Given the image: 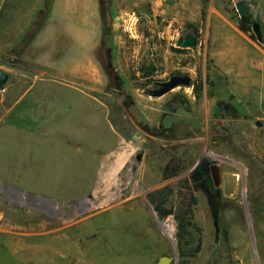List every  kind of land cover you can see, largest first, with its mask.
I'll use <instances>...</instances> for the list:
<instances>
[{
    "label": "rangeland",
    "instance_id": "1",
    "mask_svg": "<svg viewBox=\"0 0 264 264\" xmlns=\"http://www.w3.org/2000/svg\"><path fill=\"white\" fill-rule=\"evenodd\" d=\"M238 1L8 0L0 24V69L10 75L0 91V264H156L162 256L180 264L175 221L160 219L147 196L194 184L206 159L223 172L219 232L198 182L203 247L190 264H213L225 234L239 264H264V124L256 125L264 122V46L239 30ZM245 2L264 34V0ZM188 34L196 46L177 47ZM142 63L157 68L156 83L179 72L191 85L150 97L155 84L141 90L129 79ZM35 80L80 91L43 90L16 103ZM117 106L129 136L113 128L106 147L100 137ZM87 114L96 116L95 158L83 143L97 137ZM80 146L91 169L64 168ZM174 158L183 171L164 181ZM227 178H235L231 189Z\"/></svg>",
    "mask_w": 264,
    "mask_h": 264
},
{
    "label": "trees",
    "instance_id": "2",
    "mask_svg": "<svg viewBox=\"0 0 264 264\" xmlns=\"http://www.w3.org/2000/svg\"><path fill=\"white\" fill-rule=\"evenodd\" d=\"M254 21L251 15L240 18L238 28L241 32L252 35V25ZM190 30L193 29L189 28ZM197 33L196 29H193ZM179 50L180 49H176ZM180 75L179 72L176 73ZM157 68L153 65L142 63L137 70L129 76L130 81L137 89H145L155 84ZM194 94L198 97L201 94V86L195 85ZM110 122L113 128L124 138L129 136V122L126 114L117 106L110 115ZM183 171V164L179 159L170 160L163 170V180H171L178 177ZM197 182L194 184L188 181L180 182L176 189L166 186L163 189L156 190L147 196L153 210L160 219L173 217L176 224L175 238L177 241V251L180 264H190L191 260L200 254L203 247L202 229L195 221V210L198 206ZM175 197L174 203L169 206L171 198ZM213 264H239L233 256L227 234L221 238L220 248L217 251Z\"/></svg>",
    "mask_w": 264,
    "mask_h": 264
},
{
    "label": "water",
    "instance_id": "3",
    "mask_svg": "<svg viewBox=\"0 0 264 264\" xmlns=\"http://www.w3.org/2000/svg\"><path fill=\"white\" fill-rule=\"evenodd\" d=\"M236 10L237 13L239 14V16L245 17L247 15H249L250 12V8L248 6V4L245 2V0H239L236 3ZM252 31L253 34L255 35L257 42L261 45L264 46V34L262 31V27L261 24L258 21H254L253 25H252ZM196 36L193 34H188L186 35L185 38H181L177 41V47L179 48H193L196 46ZM10 79V75L1 70L0 69V91L4 88V86L7 84V82ZM191 84V78L189 76L186 75H175L172 76L169 80L164 81V82H157L156 86L153 89H149L147 90V95L150 97H154V98H160L163 97L164 95L168 94L169 92L173 91L174 89L181 87V86H189ZM227 108L225 107V110ZM264 124L261 122H257L256 125L258 127H261ZM134 140L135 137H134ZM142 155H138L137 159L141 160ZM211 166V169L214 172V182L209 179L208 184H204L203 187L207 190V192L209 193V195L211 196V201H212V205H213V211H212V215H213V219H214V226L216 228L217 233L219 232V219H218V193H219V187L221 186V181H220V172H219V166L218 165H213V161L211 159H206L203 163H202V167L199 168V172H202L204 174V172L207 170L208 166ZM205 171H203V169ZM174 261V258L171 256H162L159 258V260L157 261L156 264H172Z\"/></svg>",
    "mask_w": 264,
    "mask_h": 264
},
{
    "label": "crops",
    "instance_id": "4",
    "mask_svg": "<svg viewBox=\"0 0 264 264\" xmlns=\"http://www.w3.org/2000/svg\"><path fill=\"white\" fill-rule=\"evenodd\" d=\"M7 2H8V0H0V24H1V21L3 20L2 16H3V13L5 11V6L7 5ZM57 69L59 70L60 68L57 67ZM34 75L38 77L40 75H43V73L42 72H35ZM36 80L26 88V91H25L26 93L23 94L16 101V103L19 100H22V99H24L27 102H29V101L33 100L36 97L37 93H41V92H43V90H45V92L50 91V93L54 92V93H57V94H59V92H63L66 88H71V90H73V92L80 91L77 86L67 85V84H64V83H53V84H46V85H43L42 83L41 84H36L35 83V82H37ZM48 96L51 97L50 94ZM52 97H56V96L53 94ZM57 97H59V96H57ZM78 99H79V101L81 100L80 95H79ZM91 102H93V101H91ZM96 102L97 101L94 100L93 104L90 103L91 105H89L94 110L97 107V103ZM75 107L76 108H74V110H73L75 112L74 114L76 115V111H77V115L80 114V116H82L80 105L79 106L76 105ZM17 108L18 107H16V109ZM95 118H96L95 115H90V114L85 115V119H86L85 121H86V123H88L90 125V132H93V135L97 136V133H95V131H94L95 130V124H96ZM80 121H81V119H80ZM107 130H108V133H105L106 135L105 134H101L100 140L101 141L103 140V142L105 143L106 147H110V145L113 144L112 142L114 140V135H113V131H112L113 130V126L111 125V122L109 123V127L107 128ZM91 135L92 134H89V138L84 137L83 138V143H84V146H85L84 148L85 149H89L90 148V153L89 154H91L92 151H94L93 154H94V158H95L97 156L96 152H97L99 138H98V136L96 138H93ZM40 138L45 140V138L43 136H40ZM108 141H109V143H108ZM110 142H111V144H110ZM48 144L49 143H46L45 145L48 147L49 146ZM76 149L78 150L79 153H75V154L80 155L79 159H78L79 162L75 161V163L73 165L68 166V167H64V168H72V169L78 170L79 172L85 171L86 169H91V167L88 168L87 165H85V163L83 162L85 160V159L82 158V156H84L83 152H82V155L80 154L81 153L80 149H82V146L77 147ZM110 151H112V150H110ZM105 154L106 155L110 154V152H106ZM111 160H112V158H111ZM120 161L122 162V159L120 160V158H118L117 163H121ZM87 171H85V172H87ZM19 187H21V186H19Z\"/></svg>",
    "mask_w": 264,
    "mask_h": 264
},
{
    "label": "flooded vegetation",
    "instance_id": "5",
    "mask_svg": "<svg viewBox=\"0 0 264 264\" xmlns=\"http://www.w3.org/2000/svg\"><path fill=\"white\" fill-rule=\"evenodd\" d=\"M186 37V36H185ZM184 37V38H185ZM192 82V81H191ZM191 85V84H190ZM155 87H158V86H156V83H155V86H154V88ZM171 107V106H170ZM213 165H217V164H215V163H213ZM211 166L212 165H209L208 166V168H207V170L205 171L204 170V168H202L203 169V171H205L204 172V174L202 173V172H199V168H201L202 167V164H201V166L198 168V170H197V172H196V182L198 183H201L202 184V186L204 185V184H208V181H209V179H211L213 182H214V172H213V170L211 169ZM219 166V165H218ZM219 172H220V181H221V186H222V183H223V172H222V170H221V168H220V166H219ZM220 186V187H221ZM219 187V188H220Z\"/></svg>",
    "mask_w": 264,
    "mask_h": 264
},
{
    "label": "bare ground",
    "instance_id": "6",
    "mask_svg": "<svg viewBox=\"0 0 264 264\" xmlns=\"http://www.w3.org/2000/svg\"><path fill=\"white\" fill-rule=\"evenodd\" d=\"M228 179V178H227ZM227 185H228V187H229V189H231L232 187H234V185H235V178H229L228 180H227ZM164 224V223H163Z\"/></svg>",
    "mask_w": 264,
    "mask_h": 264
}]
</instances>
